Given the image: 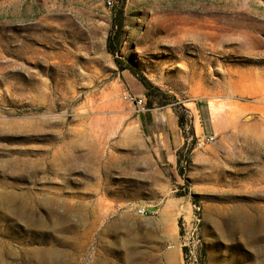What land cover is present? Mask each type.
Here are the masks:
<instances>
[{"label":"rangeland","instance_id":"obj_1","mask_svg":"<svg viewBox=\"0 0 264 264\" xmlns=\"http://www.w3.org/2000/svg\"><path fill=\"white\" fill-rule=\"evenodd\" d=\"M111 1L0 0V264H264V0Z\"/></svg>","mask_w":264,"mask_h":264},{"label":"built area","instance_id":"obj_2","mask_svg":"<svg viewBox=\"0 0 264 264\" xmlns=\"http://www.w3.org/2000/svg\"><path fill=\"white\" fill-rule=\"evenodd\" d=\"M109 4L112 5V1L108 0ZM124 99L127 100L128 102L133 103L135 106H137L139 108V110H143L145 108L146 105V97L145 95H134L131 93H125L124 94ZM214 140V136H204L201 137L198 140V146L202 147L204 145H206L207 143H209L210 141ZM138 213L143 215L147 213V210L145 208H139L138 209Z\"/></svg>","mask_w":264,"mask_h":264},{"label":"trees","instance_id":"obj_3","mask_svg":"<svg viewBox=\"0 0 264 264\" xmlns=\"http://www.w3.org/2000/svg\"><path fill=\"white\" fill-rule=\"evenodd\" d=\"M119 13L121 14L122 10H120ZM121 33H122V22H119V23L115 22L113 24V29L111 30L108 36V43H107L108 51L113 53L114 55H116L118 51L117 42L119 41L121 37ZM143 83L146 85V82H143ZM183 119H184L183 117L180 118V124H182Z\"/></svg>","mask_w":264,"mask_h":264},{"label":"crops","instance_id":"obj_4","mask_svg":"<svg viewBox=\"0 0 264 264\" xmlns=\"http://www.w3.org/2000/svg\"><path fill=\"white\" fill-rule=\"evenodd\" d=\"M175 150V149H174ZM169 159H171V161H174L173 159H175V154H171V157L169 158Z\"/></svg>","mask_w":264,"mask_h":264},{"label":"bare ground","instance_id":"obj_5","mask_svg":"<svg viewBox=\"0 0 264 264\" xmlns=\"http://www.w3.org/2000/svg\"><path fill=\"white\" fill-rule=\"evenodd\" d=\"M182 39V38H181ZM248 45L249 47L251 46L252 47V45H251V43L250 42H248V44H247V42H243V45Z\"/></svg>","mask_w":264,"mask_h":264}]
</instances>
